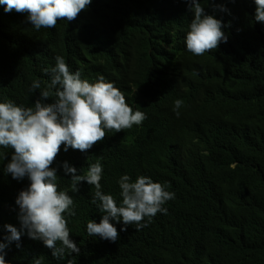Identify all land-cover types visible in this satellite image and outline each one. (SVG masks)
Returning a JSON list of instances; mask_svg holds the SVG:
<instances>
[{"label": "trees", "instance_id": "trees-1", "mask_svg": "<svg viewBox=\"0 0 264 264\" xmlns=\"http://www.w3.org/2000/svg\"><path fill=\"white\" fill-rule=\"evenodd\" d=\"M171 10L167 0H92L75 20L37 31L26 23V14L6 13L0 5V102L30 107L45 90L50 95L42 102L54 101L55 89L48 86L56 56L65 59L71 72L79 71L81 79L95 83L104 76L133 99L132 88L144 92L153 83L146 52L161 42L148 26L155 14ZM246 12L241 2L230 9L224 19L229 23L228 44L220 52L206 60L187 57L202 77L236 82L243 98L229 104L238 106L230 110L232 124L250 129V134L230 136L234 148L224 153L188 131L183 114L191 101L201 111L212 102L199 80L171 66L168 89L153 103L140 101L148 114L146 124L116 135L107 131L101 142L107 141L89 149L102 165L104 194L118 189L122 175L133 182L148 177L175 194L163 205L167 213H157L150 222L145 218L146 226L139 230L130 224L120 232L125 226L111 221L120 233L115 242L89 236L87 223H99L103 213L99 201L92 203L94 186L81 182L79 191H72L71 176L62 165L72 167L73 155L71 148L65 152L61 146L51 167L57 170L58 189L74 201L75 215L65 213V218L79 254L66 251L63 260L55 259L42 241H33L25 231L4 250L6 264H34L36 259L41 264H264V39L245 29ZM37 79L41 87L32 92ZM176 100L182 102L179 119L169 109ZM2 151L6 156L0 160V181L8 175L4 169L14 154L10 148ZM15 201L0 189V243H7L3 238L10 235L4 225L20 229Z\"/></svg>", "mask_w": 264, "mask_h": 264}, {"label": "clouds", "instance_id": "clouds-1", "mask_svg": "<svg viewBox=\"0 0 264 264\" xmlns=\"http://www.w3.org/2000/svg\"><path fill=\"white\" fill-rule=\"evenodd\" d=\"M167 1L172 10L155 14L148 26L161 42L160 46L146 52V61L154 70L149 77L153 83L144 92L132 88L136 93L133 99L124 89L107 82L104 76H99L95 83L81 79L79 71L71 72L65 59L56 56L48 86L55 89L54 101L42 102L49 99L50 93L45 90L30 107L17 106L11 100L0 102V160L6 156L2 149L14 150L4 169L8 175L0 181V189L3 195H12V200H16L20 221L19 230L4 225L10 235L3 238L7 243H0V264H6L4 250L12 242H19L25 231L33 241H42L55 259L63 260L66 251L79 254V248L70 240L65 218V213L75 215L74 201L67 192L58 189L57 170L51 167L61 146L65 152L71 148V158L73 155L72 167L67 162L62 165L65 174L71 176L72 191L78 192L81 182L94 186L92 203L99 201L98 209L103 213L99 223L91 220L87 223L89 236L115 242L120 233L111 221L125 226L120 232L127 231L130 224H135L139 230L146 226L142 223L145 218L150 222L157 213H167L163 205L174 199L175 194L148 177L139 176L133 182L130 176L122 175L116 183L118 189L112 195L104 194L100 183L103 168L93 160L89 149L101 147L107 141L102 143L107 131L116 135L139 130L146 124L148 114L140 101L153 103L168 89L172 80L168 72L171 66L199 80L203 95L212 102L201 111L196 101H191L183 114V124L188 131L224 153L234 148L230 136L250 134V129L232 124L230 112L238 106L229 107V104L243 98L236 90V82L230 77L211 80L202 77L191 68L187 56L206 60L227 46L229 23L224 19L238 2L247 9L245 29L264 39V0H225L219 4L213 0ZM91 2L0 0V5L6 13L26 14V23L39 31L56 27L60 20H75ZM45 72L48 74L47 69ZM40 87L37 79L30 91ZM217 101L225 102V106ZM181 103L176 100L169 107L175 119L181 117L178 111ZM34 264L41 261L36 259ZM67 264L72 261L68 260Z\"/></svg>", "mask_w": 264, "mask_h": 264}, {"label": "bare ground", "instance_id": "bare-ground-1", "mask_svg": "<svg viewBox=\"0 0 264 264\" xmlns=\"http://www.w3.org/2000/svg\"><path fill=\"white\" fill-rule=\"evenodd\" d=\"M216 3H218V1H216Z\"/></svg>", "mask_w": 264, "mask_h": 264}]
</instances>
